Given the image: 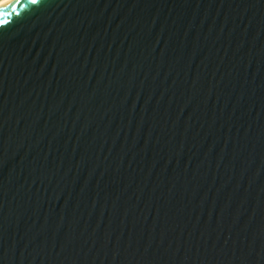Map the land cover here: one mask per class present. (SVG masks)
Segmentation results:
<instances>
[{
  "label": "water",
  "instance_id": "water-1",
  "mask_svg": "<svg viewBox=\"0 0 264 264\" xmlns=\"http://www.w3.org/2000/svg\"><path fill=\"white\" fill-rule=\"evenodd\" d=\"M0 264H264V0L1 2Z\"/></svg>",
  "mask_w": 264,
  "mask_h": 264
},
{
  "label": "bare ground",
  "instance_id": "bare-ground-1",
  "mask_svg": "<svg viewBox=\"0 0 264 264\" xmlns=\"http://www.w3.org/2000/svg\"><path fill=\"white\" fill-rule=\"evenodd\" d=\"M4 0H0V3L3 2Z\"/></svg>",
  "mask_w": 264,
  "mask_h": 264
}]
</instances>
